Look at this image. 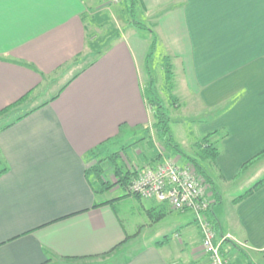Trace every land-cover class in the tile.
<instances>
[{"label":"crops","instance_id":"1","mask_svg":"<svg viewBox=\"0 0 264 264\" xmlns=\"http://www.w3.org/2000/svg\"><path fill=\"white\" fill-rule=\"evenodd\" d=\"M93 1L0 0V113L17 115L0 127V264H210L194 214L128 187L101 190L87 175L93 152L152 121L148 37L130 26L81 62ZM140 2L176 62L171 101L214 125L205 137L221 133L209 141L218 156L199 165L207 217L234 239L223 255L264 264V187L239 200L264 179L253 171L264 162V0ZM57 75L73 79L38 103Z\"/></svg>","mask_w":264,"mask_h":264},{"label":"rangeland","instance_id":"2","mask_svg":"<svg viewBox=\"0 0 264 264\" xmlns=\"http://www.w3.org/2000/svg\"><path fill=\"white\" fill-rule=\"evenodd\" d=\"M93 2L87 3V6L89 8L91 7L92 10V12L90 10L88 14L90 17L89 24H91V22L94 23V25L89 26L87 41L88 43H92L91 41H93L94 44L98 42L99 47L106 43L110 47L112 43H114L119 37L132 29L129 23L131 18L128 13H126L127 11L124 10L128 2L125 0H94ZM143 11L144 10L142 7H140L138 15H136V19L140 24L146 25L153 34V31L156 32L155 20L153 21V17L150 16V13ZM97 16L98 20L95 18ZM101 20L107 22L104 23ZM98 22L101 24L104 23V25H101ZM139 33L145 37H148L150 39L149 42L152 41L153 35L151 33L146 31H141ZM160 44L162 45V42ZM165 50L166 49L164 46H157V48L152 52L145 64L146 80L143 79L142 82L143 86H145L147 89V87H152L150 86V82L152 80L154 94L162 99L166 108L170 110L172 117V136L174 138L175 145H177L180 150V153L177 152L175 148L165 149L157 141L152 129L151 121V123L146 128L138 130L133 135L124 134V136H122L118 141L110 143V145L104 149H100L96 156L92 155V158L89 160L88 164L89 169L92 167H100L102 174L101 177H99L96 173H92L91 179L101 190L104 189L109 191L116 186V180L114 179L115 162L113 161H117V163L120 165L123 164L128 171L133 172H141L142 170L148 169V167L152 168L153 158H155L156 154L159 155L160 159L154 164L161 163L164 158L173 159L179 164V166H185V164H187V166L188 164L191 165V160H194L200 164H204L206 162L202 157L203 147L201 143L203 138L208 133L215 132L212 129L214 125L210 124L211 122L209 121L197 119L196 115H194L195 118H192L190 111L180 106L176 100L175 103L171 105V95H173L175 98H179V95L173 90L172 93H170L167 89L169 81L166 80L167 74L164 71V67L166 66L165 56L167 55V50ZM87 52L88 53L86 56L81 57V62L84 61V58L86 59L84 64L87 62L89 63V61L96 58L95 54L92 53L89 48ZM74 63H76V61ZM173 67V70H175L176 62L174 60ZM177 67H179V65ZM174 73H176V70ZM72 79L73 77L61 78L58 75L56 77L49 78V89H47L45 94L41 93L38 103L43 102L44 100H51L53 97L59 94V92ZM145 82L146 85H144ZM172 83L174 85L175 81L173 80ZM45 88L46 87H44L42 90ZM154 94H148V98L153 99ZM10 110H12V108L7 112H3V114H0V127L16 120L17 115L15 114L6 116ZM28 110V108H25L19 113L27 112ZM177 156H180L178 161L176 159ZM259 170H261L262 173L258 176H255L256 180H258V178H264V162L258 165L253 171L255 173ZM130 185L131 183H129V186ZM122 193L124 194L126 191L124 189H120L115 197ZM147 203L148 202L146 201H142V204Z\"/></svg>","mask_w":264,"mask_h":264},{"label":"built area","instance_id":"3","mask_svg":"<svg viewBox=\"0 0 264 264\" xmlns=\"http://www.w3.org/2000/svg\"><path fill=\"white\" fill-rule=\"evenodd\" d=\"M129 192L144 200L168 204L174 211L194 214L210 264H229L222 245L234 239L231 235L217 236L207 217L213 204L211 186L192 165L182 167L173 159L164 158L155 168L138 172Z\"/></svg>","mask_w":264,"mask_h":264},{"label":"trees","instance_id":"4","mask_svg":"<svg viewBox=\"0 0 264 264\" xmlns=\"http://www.w3.org/2000/svg\"><path fill=\"white\" fill-rule=\"evenodd\" d=\"M125 1L128 3L125 6L124 10L127 11L126 13H128V15L131 18V20L129 22L130 25L133 26L135 28V30H137V32L146 31V32L151 33L152 31L149 30L146 25L140 24L136 19V15H138V11H139L140 7H142V3L140 2V0H125ZM139 16H140V13H139ZM83 18L86 19V21H88L87 19H90V17L87 15L83 16ZM95 18L98 20V16ZM101 21H103V20H101ZM103 22L106 23L107 21L106 22L103 21ZM104 23H102V24L99 23V24L104 25ZM91 24L94 25L93 22H91ZM152 35H153V37H152L153 39H152L151 44H150V52L147 56V60L150 57V55L152 54V52L157 48V46H160V40L158 39V37L154 31H153ZM95 40H97V39H95ZM91 42L92 43H90V42L88 43V41H87V45H88V48L91 50V52L95 54L96 58H99L101 55H103V53L109 48V46L106 43L99 47L98 42L95 44L93 43V41H91ZM92 62H94L93 59H92ZM165 63H166V66L164 67V71L167 74L166 80L169 81L168 85H167V89L169 92H171L172 86H173L172 82H173L174 77H173V65H172V61H171L170 57H168V56L165 57ZM150 86H152V87H150V88L147 87V89L145 91V96H146V99L148 102V106H150V112H151V117H152V129L154 131L155 138L165 149L175 148V150L180 153V150H179L178 146L175 145V141H174V138L172 136V131H171L172 117L170 114V110L168 108H166L162 99H160L158 96H156L154 94V92H153V81L152 80L150 82ZM148 94H154L153 99L152 98L149 99ZM55 99L56 98H54L53 100H55ZM171 100H172V98H171ZM174 103H175V101H172L171 105H173ZM9 109H11V108H9ZM9 109H7L3 112H7ZM0 114H2V113H0ZM8 127H10V125L5 127V128H8ZM120 132H122V126L120 127ZM219 134H220L219 132L213 133V134L205 137L202 140V143H201L202 147H203L202 157L204 160H206V159L212 160L218 156L217 150L212 145L209 144V141L212 137L219 135ZM98 151H100V148L97 149L95 152H93V155L96 156ZM263 155H264V153H263ZM159 159H160L159 155L156 154L155 158H153V163H157V160H159ZM113 162H115V164H114V179L116 180L115 185L128 187L129 183H131V180L133 178H135V176L138 174V172L128 171L124 167L123 164L120 165L117 163V161H113ZM190 164L192 165L193 168H195V170L197 171V173L201 177H203L207 182H209L206 179V175H204L203 170L200 167L198 162L191 160ZM152 168H153V166H152ZM6 172H7L6 167L3 165L2 161H0V176H2ZM92 173H96L99 177H101L102 170L100 169V167H92L91 169H89L87 171V175L90 179L92 177ZM263 187H264V179L262 181L256 183L253 186V188L250 189L244 196L240 197L239 200H243V199L251 196L254 192H256L257 190H259Z\"/></svg>","mask_w":264,"mask_h":264}]
</instances>
